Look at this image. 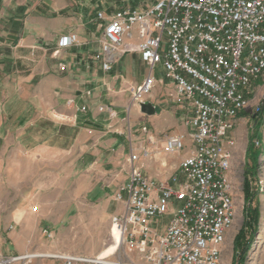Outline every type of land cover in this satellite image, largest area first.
<instances>
[{
  "label": "built area",
  "instance_id": "1",
  "mask_svg": "<svg viewBox=\"0 0 264 264\" xmlns=\"http://www.w3.org/2000/svg\"><path fill=\"white\" fill-rule=\"evenodd\" d=\"M94 19L100 37L93 59L103 72L125 53L138 54L146 66L144 79L129 87L130 106L144 103L159 66L172 82L188 130L167 135L162 150L183 154L181 176L171 177L172 185L153 181L137 164L147 151H131L128 183L114 197L122 207L111 220L106 247L113 252L45 257L55 264H222L235 216L229 134L249 107L250 85L264 72V0H123L114 10H97ZM76 42L70 34L60 46ZM39 257L0 255V264H33Z\"/></svg>",
  "mask_w": 264,
  "mask_h": 264
},
{
  "label": "crops",
  "instance_id": "2",
  "mask_svg": "<svg viewBox=\"0 0 264 264\" xmlns=\"http://www.w3.org/2000/svg\"><path fill=\"white\" fill-rule=\"evenodd\" d=\"M74 3L75 0H0V133H22L31 124L40 133L46 127L59 133L62 127L69 134L64 148L77 153L72 165L90 164L99 176L111 174L113 183L120 187L128 183L125 154L145 149L147 156L141 155L137 162L141 172L153 181L168 180L179 171L183 154L164 153V139L188 130L185 111L175 98L172 82L162 78L159 66L155 74L158 82L144 98L154 112L147 114L140 106H130L127 89L144 79L145 64L138 54L125 53L109 72H103L93 59L100 37L95 19L76 14L77 19L73 16L57 22L58 18L51 17ZM74 30L75 45L58 49V38ZM59 59L65 63L63 72L58 71ZM27 83L38 85L41 91L27 93ZM12 94L18 103L13 114L9 103ZM27 100L34 106V119L28 125L25 110L19 112ZM82 106H86L85 112L79 111ZM14 117L16 124H11L10 118ZM111 125L115 127L113 131L107 128ZM143 126L145 132L140 130ZM137 131L131 143L129 133ZM34 140L38 144V139ZM116 145L110 152L109 148ZM25 251V247L18 250ZM0 255L8 254L0 247Z\"/></svg>",
  "mask_w": 264,
  "mask_h": 264
},
{
  "label": "rangeland",
  "instance_id": "3",
  "mask_svg": "<svg viewBox=\"0 0 264 264\" xmlns=\"http://www.w3.org/2000/svg\"><path fill=\"white\" fill-rule=\"evenodd\" d=\"M122 2L75 0L73 7L54 12L51 17L58 18L57 22H65L73 16L77 19L76 14H85L93 21L97 10H114ZM74 31L72 34L77 36ZM66 36L68 34L58 38V49L68 48L60 46L61 39ZM59 61L58 71L63 72L65 63ZM33 91L41 89L38 85L27 83V93ZM247 97L249 107L239 114L229 134L234 140L231 178L236 188L235 216L223 244L222 264H264V72L250 85ZM15 98L12 94L9 102L11 114L18 109ZM22 109L26 112L27 125L32 123L33 102L25 101V107H20L19 112ZM79 111L85 112L86 106L80 107ZM184 111L185 121L188 114ZM16 120V117L10 118V123L14 124ZM28 127L22 133H0V247L8 254L3 256L43 255L32 260L33 264L56 263L55 259L45 255L108 256L112 251V246L106 247L111 220L121 209L114 199L120 186L113 183L111 174L99 176L90 164L82 167L72 165L77 153L64 148L69 134L62 127L59 133L48 127L41 133L32 124ZM107 128L113 131L115 127L111 125ZM138 131L129 133L131 143L132 135L138 134ZM34 139H38V144ZM55 147L57 152L53 151ZM116 147H110V152H114ZM127 158L125 154V162ZM253 167L255 175L248 177L254 194L250 207H257L258 229L253 248L250 247L241 260L242 255L236 257L234 241L244 225V179L246 172H251ZM175 175L180 180L179 171L171 177ZM171 177L166 180L169 185L173 184ZM168 220L169 217L165 216L162 221L166 223ZM44 229L48 230L51 238L44 235ZM23 247L26 251L19 253V248Z\"/></svg>",
  "mask_w": 264,
  "mask_h": 264
},
{
  "label": "trees",
  "instance_id": "4",
  "mask_svg": "<svg viewBox=\"0 0 264 264\" xmlns=\"http://www.w3.org/2000/svg\"><path fill=\"white\" fill-rule=\"evenodd\" d=\"M249 175L252 177L255 175L254 167L251 172H246V176L243 183V193L245 200V217L244 225L240 230L239 234L236 236L234 241V247L236 250V257L242 255L241 260L244 259L246 252L249 250L251 244L254 241V236L258 229V211L257 207H250L251 201L253 200V193L251 191L250 180H248ZM249 230V234H246V231ZM248 235V238H246ZM240 252V253H239Z\"/></svg>",
  "mask_w": 264,
  "mask_h": 264
},
{
  "label": "water",
  "instance_id": "5",
  "mask_svg": "<svg viewBox=\"0 0 264 264\" xmlns=\"http://www.w3.org/2000/svg\"><path fill=\"white\" fill-rule=\"evenodd\" d=\"M141 110L146 112L147 114H152L154 112L152 106L150 104L140 103L139 104Z\"/></svg>",
  "mask_w": 264,
  "mask_h": 264
},
{
  "label": "bare ground",
  "instance_id": "6",
  "mask_svg": "<svg viewBox=\"0 0 264 264\" xmlns=\"http://www.w3.org/2000/svg\"><path fill=\"white\" fill-rule=\"evenodd\" d=\"M110 250H112V251H110L108 255H110L113 252V246H112V248ZM45 256H47V255H45Z\"/></svg>",
  "mask_w": 264,
  "mask_h": 264
}]
</instances>
